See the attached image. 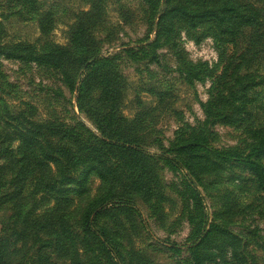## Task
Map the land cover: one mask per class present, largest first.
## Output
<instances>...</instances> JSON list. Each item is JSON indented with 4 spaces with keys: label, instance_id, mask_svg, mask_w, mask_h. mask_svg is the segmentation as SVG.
I'll return each instance as SVG.
<instances>
[{
    "label": "trees",
    "instance_id": "obj_1",
    "mask_svg": "<svg viewBox=\"0 0 264 264\" xmlns=\"http://www.w3.org/2000/svg\"><path fill=\"white\" fill-rule=\"evenodd\" d=\"M140 1L153 39L125 44L122 52L156 62L170 54L188 85L210 80L208 97L199 102L203 119L182 124L167 146L152 139L156 153L147 150L152 126L145 118L152 109L139 101L132 119L120 113V81L106 66L114 67L118 55H100L94 38L104 10L100 0H87L89 8L74 15L65 46L47 39L54 20L39 0H0L10 15L34 19L41 34L33 43H3L0 22V55L53 74L61 84L55 94L68 106L63 117L42 118L32 104L14 107L0 97V210L9 212L0 226V264H153L144 248L125 246L122 233L98 219L131 209L147 229L136 200L161 214L158 162L187 170L180 183L185 209L198 210L200 219L186 212L192 229L183 245L152 237L148 248L167 249L176 264H264V238L256 226L243 224L247 214L264 218V122L256 119L263 106L258 89L264 85V0ZM182 36L228 44L231 51L220 54L219 73L206 62L189 60ZM113 40L108 35L107 42ZM217 124L240 131L234 145L214 146ZM223 172L231 176L225 181L254 201L240 210L231 206L230 214H242L239 219L216 210L208 220L201 191L209 196L207 177ZM91 177L99 183L93 196L87 187Z\"/></svg>",
    "mask_w": 264,
    "mask_h": 264
},
{
    "label": "rangeland",
    "instance_id": "obj_2",
    "mask_svg": "<svg viewBox=\"0 0 264 264\" xmlns=\"http://www.w3.org/2000/svg\"><path fill=\"white\" fill-rule=\"evenodd\" d=\"M43 7L50 9L54 20L53 28L49 32L47 39L54 44L65 46L68 42L69 25L74 21V15L80 10H87L89 3L87 0H39ZM104 6L103 16L100 22L94 27V38L101 47L100 55H118L113 59L114 67L109 63L111 70L116 71L117 80L120 81L121 102L119 110L122 116L132 119L139 110V101L146 107L152 109L150 116L145 118V122L151 123V130L147 135V141L159 139L167 146L168 141L174 137V132L182 124L195 125L197 121L203 119V111L199 102H205L208 97L210 80L196 82L193 86L188 85L179 76L175 68L174 57L170 54L166 57H158V61L143 58L136 54L134 58L126 56L122 49L123 45H133L137 41L153 39V34L146 33V22L142 19L143 2L140 0H100ZM9 11L0 8V22L3 43L26 42L33 43L40 39V31L34 19H22L18 15H10ZM108 35H112L113 41L107 42ZM182 47L186 51L189 60L206 62L209 67L215 66V72L221 69L220 54H229L231 47L226 44H217L211 38H205L200 43L182 36ZM165 53V49L158 50ZM112 62V61H111ZM264 72V68H263ZM61 84L55 79L53 74L47 73L44 69L25 65L19 60L6 58L0 55V97L14 107H22L25 103L32 104L37 113L43 118L50 113H56L58 117H63L68 111L67 103L62 97L55 94ZM60 90V88H59ZM64 96L69 98V92L62 88ZM260 114L259 120L264 122V85L258 89ZM166 92V94L160 95ZM158 93V95L156 94ZM261 94V95H260ZM75 102L74 98L71 101ZM76 112L77 108H73ZM79 119L85 128L96 132L91 121L80 114ZM212 130L216 132L217 138L214 146L227 147L234 145L240 136V131L234 128L215 125ZM147 150L151 153L158 152V146L150 142ZM157 179L160 182L164 198L160 199V215H153L149 205L136 200L138 208L142 214L143 221L147 229L142 226L139 217L131 209L126 213H114L99 218V223H107L112 229H116L124 236V245L137 249L144 248L146 254L150 255L153 264H176L172 252L167 249L156 251L148 248V244L153 243V239L165 243L172 242L183 245L187 242V236L192 229V222H189L186 212H189L195 221H199V211L194 208L185 209L184 194H182L181 181L187 174L185 169H171L163 162L157 163ZM235 171V170H234ZM228 172L215 176L211 174L207 180L211 183L206 196L202 192V215L207 214L208 220L212 212L218 210L234 219H239V215L231 213L240 210L243 204L253 202L254 197L249 192H241L242 188L235 186L230 181ZM228 181H225L227 180ZM98 180L91 177L87 187L90 196L96 193ZM199 189V187H198ZM228 199L227 201H225ZM227 203L226 207L223 203ZM232 202V203H230ZM225 210V212H224ZM226 210H230L227 212ZM182 211H185L183 213ZM113 212V213H112ZM9 212L0 210V226L5 221ZM205 216V215H204ZM204 216L202 217L204 219ZM220 216V215H219ZM251 223V224H250ZM243 224L256 226L259 234L264 238V218L256 217L255 214L244 215ZM233 229L239 230L238 226ZM153 245V244H152ZM152 250V251H151ZM185 249H182V256Z\"/></svg>",
    "mask_w": 264,
    "mask_h": 264
}]
</instances>
